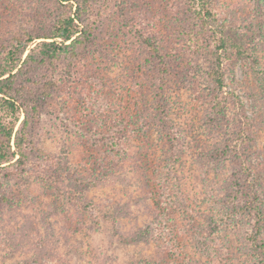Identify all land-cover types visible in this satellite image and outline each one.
Segmentation results:
<instances>
[{
    "label": "rangeland",
    "instance_id": "obj_1",
    "mask_svg": "<svg viewBox=\"0 0 264 264\" xmlns=\"http://www.w3.org/2000/svg\"><path fill=\"white\" fill-rule=\"evenodd\" d=\"M91 1L94 37L83 54L29 73L50 99L29 129L32 150L24 169L10 181L0 172V191L9 200L0 206V264H251L244 233L249 221L223 226L225 238L203 246L209 239H203V227L215 218L214 204L231 192L240 166L257 156L254 171L264 167V128L245 131L248 139L239 147L242 155L245 144V161L237 154L215 155L223 139L206 122L212 94L208 33L200 34L183 0H142L137 10L123 13L117 0ZM211 4L218 22L234 41H244L249 54L239 59L231 53L222 65L228 117L231 124L257 125L264 118V0ZM53 5L54 0H0V45L47 28L41 13ZM188 26L200 38L196 47ZM152 36L168 58L167 75L158 76L150 61L153 52L142 39ZM159 77H166L171 102L165 123L154 109ZM22 120L21 115L15 130ZM148 154L154 161L145 168L149 178L140 169ZM115 175L125 180L117 182ZM165 191L170 197L162 196ZM172 200L175 218L163 213ZM188 224L193 237L184 235ZM146 226L148 238L135 241Z\"/></svg>",
    "mask_w": 264,
    "mask_h": 264
},
{
    "label": "trees",
    "instance_id": "obj_2",
    "mask_svg": "<svg viewBox=\"0 0 264 264\" xmlns=\"http://www.w3.org/2000/svg\"><path fill=\"white\" fill-rule=\"evenodd\" d=\"M30 1L34 2L35 0ZM183 1L195 24H199L200 34L204 32L209 35L206 46H209L208 83L212 94L207 102L206 116L208 115V117L206 122L213 134H219L223 139L220 148H216L215 155L232 156L237 154L239 159L244 160L245 144L241 149L242 155L239 147L248 139L245 131L250 127L256 128V130L264 128V118L257 125L251 124V122L243 124L241 121H234L231 124L228 117L229 102L222 95L224 88L222 65L230 58L231 53L235 57L243 59L249 55L248 49L244 46V41H234L226 27L218 22L211 0ZM127 2L117 0L116 5L118 9H121L120 12L123 13L126 9L137 10L142 0ZM93 8L94 4L91 0H54L53 7H46L41 13V16L49 23L47 28L36 27L35 30L26 31L21 37L8 39L0 45V172L4 173L1 176L2 180L10 181L17 170L24 169L26 154L32 150V141L29 138L31 130L29 129H33L38 123L42 104H46L47 99H50L44 87L32 80L33 76L29 74L31 69L35 70L44 64L48 65L53 62L71 61L83 54L94 37L93 30L96 22ZM192 29L191 26L187 27V35L189 42L196 47L200 38L196 33L191 32ZM156 39V36H152V38L142 40L153 52V55H150L152 57L150 61L155 63L154 67L158 70V76L167 75L170 71V66L167 64L168 58L162 56ZM255 42V39L249 41L253 56H257ZM179 63L181 66L185 60L183 59ZM172 68L173 65H171ZM166 77L158 78V87L153 93L156 99L154 109L160 120L159 123L166 122L165 117L171 103L168 102V94L164 89ZM176 77L186 78L183 73H179ZM21 115L23 120L15 130ZM163 134L162 138L169 142L170 134L167 132H163ZM112 157L114 158V156ZM150 159H153V156L148 154L141 158L140 164L141 173L148 178L149 175L145 168L149 169L154 166V161ZM250 159L248 164H245L246 168L239 165L242 171L234 174L235 179L231 180L233 182L229 184L231 192L227 193L226 191L227 194H224L218 203L214 204L216 208L215 218L212 220L214 224L208 222L203 227H208L203 230L207 235L203 239L209 238L203 243V246L207 248L210 239L220 241L222 237L225 238L227 231H222L223 226L237 227L243 224V221H249V227L244 233L246 232L245 240L251 247V264H264V167L254 171V164L258 157L253 156ZM111 172L113 171L111 170ZM115 180L122 183L125 179L123 175L122 177L115 175ZM2 186L0 183V190ZM162 196L170 197L166 191ZM180 200L179 203H181ZM8 202L6 192L0 191V206L8 205ZM166 206L165 203L163 209L166 210ZM174 210H177V207L172 200L167 213H163L164 215L169 213L170 218H175L178 210ZM159 213L161 214L160 211ZM189 219L192 225L197 223L195 218L189 216ZM190 229L194 231L190 227L184 230V235L193 237ZM150 232L151 229L149 230L148 226L139 230L135 234V241L147 239ZM215 234L218 236L212 237Z\"/></svg>",
    "mask_w": 264,
    "mask_h": 264
}]
</instances>
